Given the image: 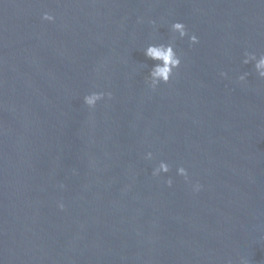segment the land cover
I'll return each mask as SVG.
<instances>
[{
  "label": "water",
  "instance_id": "obj_1",
  "mask_svg": "<svg viewBox=\"0 0 264 264\" xmlns=\"http://www.w3.org/2000/svg\"><path fill=\"white\" fill-rule=\"evenodd\" d=\"M175 22L199 42L152 90L143 51ZM245 52L264 54V0H0V264H264Z\"/></svg>",
  "mask_w": 264,
  "mask_h": 264
},
{
  "label": "clouds",
  "instance_id": "obj_2",
  "mask_svg": "<svg viewBox=\"0 0 264 264\" xmlns=\"http://www.w3.org/2000/svg\"><path fill=\"white\" fill-rule=\"evenodd\" d=\"M43 20L48 22H53L54 17L45 13L42 17ZM171 32L173 33L172 41L167 44H150L144 49V55L147 59L153 61V66L148 73L146 78V83L148 87L152 90L158 88L161 84H168L174 75L175 70H177L181 65V58L175 50V41L177 39L183 40L188 38L191 45L197 44L198 38L195 35L189 36L186 26L181 22H175L171 25ZM243 63L245 65L252 64L257 76L264 80V54L257 56L256 54L245 52ZM222 76L226 75L221 73ZM247 74L241 75L238 81L243 83L246 81ZM104 99V93L93 92L84 97V104L89 108L93 109L96 107L97 103ZM148 160L152 159V154L148 153L145 157ZM170 171L169 165L161 161L159 165L152 171L154 177H159L162 174H168ZM177 175L184 177L187 181L188 173L185 168L180 167L177 169ZM168 186L172 185L171 179L167 181ZM194 191L200 190V185L193 186ZM59 207L63 209V204Z\"/></svg>",
  "mask_w": 264,
  "mask_h": 264
}]
</instances>
